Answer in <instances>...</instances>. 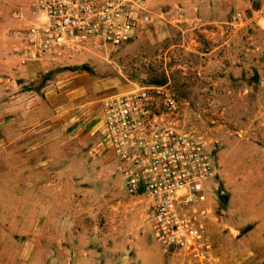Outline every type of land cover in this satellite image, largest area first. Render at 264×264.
<instances>
[{
  "label": "rangeland",
  "instance_id": "374dc122",
  "mask_svg": "<svg viewBox=\"0 0 264 264\" xmlns=\"http://www.w3.org/2000/svg\"><path fill=\"white\" fill-rule=\"evenodd\" d=\"M39 1L0 0V264H180L155 238L149 202L126 193L103 134L107 98L157 85L212 152L216 253L264 264L262 249L242 258L256 239L238 245L264 210L257 0H149L151 22L124 44L25 65L16 31L40 23Z\"/></svg>",
  "mask_w": 264,
  "mask_h": 264
},
{
  "label": "built area",
  "instance_id": "2783aa9c",
  "mask_svg": "<svg viewBox=\"0 0 264 264\" xmlns=\"http://www.w3.org/2000/svg\"><path fill=\"white\" fill-rule=\"evenodd\" d=\"M38 7L40 23L16 31L25 65L47 54L120 46L151 22L149 0H40ZM256 16L264 20V0ZM179 115L167 85L115 95L103 104L104 140L126 193L149 202L162 248L180 264H222L210 235L217 168L206 144L181 130Z\"/></svg>",
  "mask_w": 264,
  "mask_h": 264
},
{
  "label": "crops",
  "instance_id": "0c3cea01",
  "mask_svg": "<svg viewBox=\"0 0 264 264\" xmlns=\"http://www.w3.org/2000/svg\"><path fill=\"white\" fill-rule=\"evenodd\" d=\"M149 5H150V3H149ZM260 216H261L260 221L255 223V224H253L252 227L250 229H248V231L246 233H244L241 236V238L238 240V245H240L243 248L247 245V242L250 239H256L257 242H258V244L252 246V248H253L252 251L253 252L250 251V252H247V253H243L242 258L244 256V254L248 255L249 253L253 254V255L257 254L258 256L259 255L261 256V254L259 252H257V251L258 250L260 251V249L264 250V210L263 209L260 211ZM247 224L246 223L243 224L241 226V228L247 226ZM236 231H239V230H236ZM146 244H147V250L149 252H151V254H153V251L148 247V243L147 242H146ZM242 252H244V250ZM222 264H232V262H229L227 257H222Z\"/></svg>",
  "mask_w": 264,
  "mask_h": 264
}]
</instances>
